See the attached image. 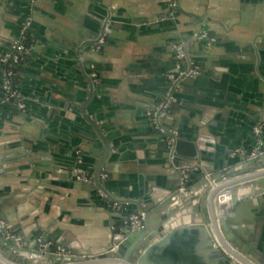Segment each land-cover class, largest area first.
<instances>
[{"label":"crops","instance_id":"crops-1","mask_svg":"<svg viewBox=\"0 0 264 264\" xmlns=\"http://www.w3.org/2000/svg\"><path fill=\"white\" fill-rule=\"evenodd\" d=\"M98 33L94 51L86 42ZM24 34L20 108L2 59ZM186 67L198 75L174 87ZM262 129L264 0H0V221L21 244L97 257L183 168L194 185L201 168L246 159ZM239 213L264 256V194Z\"/></svg>","mask_w":264,"mask_h":264},{"label":"water","instance_id":"water-1","mask_svg":"<svg viewBox=\"0 0 264 264\" xmlns=\"http://www.w3.org/2000/svg\"><path fill=\"white\" fill-rule=\"evenodd\" d=\"M102 35L86 43L92 46ZM87 81L92 94L93 82ZM183 83H193V79L185 78L174 87ZM179 147L178 142L173 149L176 155ZM259 151L253 159H239L214 173L201 168L196 184L174 183L160 199L138 206L133 214L144 212L139 228L131 230L126 225L119 239L117 231L111 233L109 251L94 258L59 254L36 244L28 247L8 234L0 221V264H264V256L250 244L236 220L243 207L247 209L264 194V140ZM190 158L195 161L197 155L191 153ZM172 167L178 168V163ZM98 175L97 168L93 182L104 190Z\"/></svg>","mask_w":264,"mask_h":264},{"label":"built area","instance_id":"built-area-1","mask_svg":"<svg viewBox=\"0 0 264 264\" xmlns=\"http://www.w3.org/2000/svg\"><path fill=\"white\" fill-rule=\"evenodd\" d=\"M104 44V35H102L101 37H99V39L97 40L96 44H94L93 46V50L94 51H99L101 50V47ZM30 48H25L21 42H18L16 44H14V46L12 47V50L10 53H8L6 56L3 57L2 59V79H3V88L7 91V100L8 101H14L16 102V104L20 107L23 108V104H21L20 102V96H19V92L14 91L12 89V78H13V74L11 71L6 70L4 67L10 62L12 64H17L20 61V55H26L27 53H29ZM178 59L180 60H184V56L183 54L178 51L177 53ZM198 75V71L196 69H189L188 71H181L177 77L174 76H170V80L172 81L173 84H176L177 82L185 79V78H194ZM166 107V105H165ZM165 107L159 108L157 109L155 112H153V117L157 118L158 114L162 112L163 109H165ZM165 133H168V136L170 138V148L172 149V147L175 145V137L171 132L165 131ZM256 134V142H255V146L253 151L249 154V156L246 159H253L255 157H257L258 155H260V140L257 139L258 137V131L255 132ZM171 154L173 153V149L171 150ZM173 157H170V162L172 163ZM191 168L190 167H185L183 168L180 173H181V183L186 184L187 182V177H188V173H190ZM78 180L83 182V183H90V179H88L85 176H81L78 177ZM143 215H133L132 217H130L129 219V227L131 230H135L138 229L140 226V221L142 219ZM39 247H41L42 249H46L49 248L50 245L49 244H45V243H39ZM56 251V253L62 254L64 253V251H62L59 248L54 249Z\"/></svg>","mask_w":264,"mask_h":264},{"label":"trees","instance_id":"trees-1","mask_svg":"<svg viewBox=\"0 0 264 264\" xmlns=\"http://www.w3.org/2000/svg\"><path fill=\"white\" fill-rule=\"evenodd\" d=\"M21 44L25 47V48H29L31 46V39H30V35L29 34H24L22 40L20 41ZM20 61L17 64H12V63H8L4 68L6 70H9L12 72L13 74V78H12V89L14 91L18 92V86H17V78H18V72L21 69V66L26 62L27 60V56L26 55H20Z\"/></svg>","mask_w":264,"mask_h":264},{"label":"flooded vegetation","instance_id":"flooded-vegetation-1","mask_svg":"<svg viewBox=\"0 0 264 264\" xmlns=\"http://www.w3.org/2000/svg\"><path fill=\"white\" fill-rule=\"evenodd\" d=\"M184 59H186V58H184ZM189 68L190 69H192V67H186V69L185 70H183V71H188L189 70ZM178 75H176V76H174V77H177ZM88 179H89V177H88ZM189 181H187L186 183H188ZM182 184V183H181ZM53 250V249H52Z\"/></svg>","mask_w":264,"mask_h":264}]
</instances>
